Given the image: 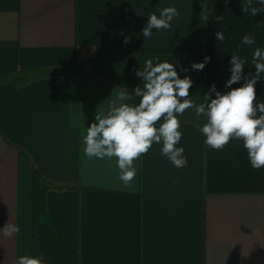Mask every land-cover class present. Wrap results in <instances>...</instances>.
I'll return each mask as SVG.
<instances>
[{
	"label": "crops",
	"instance_id": "0c3cea01",
	"mask_svg": "<svg viewBox=\"0 0 264 264\" xmlns=\"http://www.w3.org/2000/svg\"><path fill=\"white\" fill-rule=\"evenodd\" d=\"M165 7L179 15L146 39L148 17ZM257 47L264 13L245 14L242 0H0V229L19 228L0 234V264L41 254L47 264H264V168L242 140L206 148L205 118L188 109L177 117L186 166L154 143L131 188L115 157L89 159L81 140L109 99L142 87L146 60L174 63L198 104L213 83L229 90L232 54L254 74ZM255 87L264 101V81Z\"/></svg>",
	"mask_w": 264,
	"mask_h": 264
},
{
	"label": "clouds",
	"instance_id": "9594fccd",
	"mask_svg": "<svg viewBox=\"0 0 264 264\" xmlns=\"http://www.w3.org/2000/svg\"><path fill=\"white\" fill-rule=\"evenodd\" d=\"M227 3V0H225ZM242 0V11L255 16L264 13V0ZM179 13L175 7H165L159 14H151L142 35L151 38L153 29H168L170 22ZM204 22L208 17L204 16ZM215 20H223L216 16ZM217 41L224 42L223 32L216 31ZM130 37L124 38L127 44ZM245 45L255 44V39L245 35L241 41ZM158 60V58H157ZM205 57L203 62L191 65L192 70L202 71L209 62ZM230 77L225 82V92L217 91L216 84L210 86L203 94L204 102L194 103L189 97L193 81L189 76L180 77L176 65L169 61L154 65L152 59L145 61L143 70H135L143 84L134 89V95L125 89L117 93L115 99L108 100V107L96 111L95 120L82 133V154L89 159L111 160L116 158L115 166L119 170V179L125 188H131L138 168L136 161L147 154L154 143L161 144V153L166 156L176 168H183L187 159L183 155L184 148L177 147L182 133L178 115L186 110L194 109L196 117H204L205 123L200 127L204 134L206 148L223 150L233 139L242 140L247 150L252 168H264V101L257 102L256 87L258 81H264V49L257 47L252 53L254 74H244L246 60L238 54H232L229 61ZM188 72V68L182 69ZM243 81L242 86L232 88L233 84ZM215 93V98L212 97ZM139 98V103H133ZM163 119V123H157ZM19 232V228L6 223L0 234L11 239ZM15 264H47L43 254L37 256L21 255Z\"/></svg>",
	"mask_w": 264,
	"mask_h": 264
}]
</instances>
